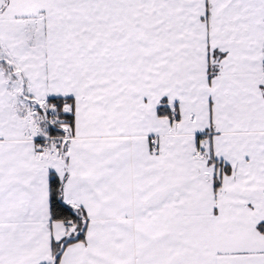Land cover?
<instances>
[{"label":"snow or ice","instance_id":"snow-or-ice-1","mask_svg":"<svg viewBox=\"0 0 264 264\" xmlns=\"http://www.w3.org/2000/svg\"><path fill=\"white\" fill-rule=\"evenodd\" d=\"M0 264H264V0H0Z\"/></svg>","mask_w":264,"mask_h":264}]
</instances>
